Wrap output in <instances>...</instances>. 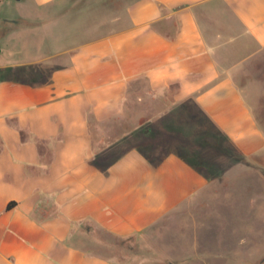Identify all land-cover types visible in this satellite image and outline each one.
I'll return each mask as SVG.
<instances>
[{
    "label": "crops",
    "instance_id": "obj_1",
    "mask_svg": "<svg viewBox=\"0 0 264 264\" xmlns=\"http://www.w3.org/2000/svg\"><path fill=\"white\" fill-rule=\"evenodd\" d=\"M77 3L0 0V264H137L148 231L210 264L155 227L203 231L235 180L264 226V0Z\"/></svg>",
    "mask_w": 264,
    "mask_h": 264
},
{
    "label": "rangeland",
    "instance_id": "obj_2",
    "mask_svg": "<svg viewBox=\"0 0 264 264\" xmlns=\"http://www.w3.org/2000/svg\"><path fill=\"white\" fill-rule=\"evenodd\" d=\"M77 8L80 11L87 9L88 7L94 6L96 9L102 10V8L109 9V11H116L118 8L117 0H77ZM102 20V17L100 18ZM100 22V21H98ZM95 23H97L95 21ZM194 147L191 148L192 154L198 151L197 141L192 142ZM191 155L189 158L194 159L195 156ZM264 166V164H263ZM255 181V182H254ZM252 181V189H258L256 180ZM243 181H227L216 184L215 187H228V190L233 188V191L240 194L236 197V200L222 203L221 207L214 210L209 203L202 207L201 219L202 223H205V228L195 230H186L177 226L176 223H166L155 227L156 236L165 245V243L171 244L173 250L172 254L174 257L183 256V247H194V240L199 239L203 250L210 256L212 261L210 264H260L263 260H256L260 255H264V226L258 222L253 221L252 216L258 214L252 212L250 206L246 201L245 193L249 191H243L245 188L241 183ZM251 182V181H250ZM243 187V188H242ZM252 191L249 193L251 195ZM217 202V201H216ZM233 203L234 205L230 206ZM264 215V212L262 213ZM162 226V227H160ZM257 231V234H253L251 231ZM259 231V232H258ZM261 232V233H260ZM150 231L147 232L140 240H131L120 246L121 253L123 255L118 257V261L124 262H136L137 264H173L166 260H161L154 256L150 252L151 239ZM263 233V234H262ZM184 235V238L183 236ZM196 235V236H194ZM201 240V241H200ZM248 249V251H247ZM202 251V250H201ZM185 253H187L185 251ZM216 254V256H214ZM256 260V261H255ZM209 262V261H208ZM181 263L176 261V264Z\"/></svg>",
    "mask_w": 264,
    "mask_h": 264
}]
</instances>
